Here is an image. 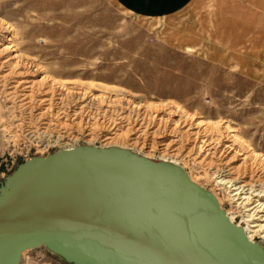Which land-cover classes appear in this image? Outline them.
I'll return each mask as SVG.
<instances>
[{"label": "rangeland", "instance_id": "374dc122", "mask_svg": "<svg viewBox=\"0 0 264 264\" xmlns=\"http://www.w3.org/2000/svg\"><path fill=\"white\" fill-rule=\"evenodd\" d=\"M203 2L147 18L115 0H0V188L26 161L122 146L175 164L264 251V49L220 41L225 8ZM19 264L73 263L42 245Z\"/></svg>", "mask_w": 264, "mask_h": 264}, {"label": "water", "instance_id": "95a60500", "mask_svg": "<svg viewBox=\"0 0 264 264\" xmlns=\"http://www.w3.org/2000/svg\"><path fill=\"white\" fill-rule=\"evenodd\" d=\"M0 188V264L46 246L73 264H264L218 199L173 163L76 145Z\"/></svg>", "mask_w": 264, "mask_h": 264}, {"label": "crops", "instance_id": "0c3cea01", "mask_svg": "<svg viewBox=\"0 0 264 264\" xmlns=\"http://www.w3.org/2000/svg\"><path fill=\"white\" fill-rule=\"evenodd\" d=\"M132 14L147 18H160L181 11L193 0H115ZM204 7L203 0H195ZM222 9L214 27L219 28L214 36L237 49H264V0H215ZM228 14L226 17L225 14ZM219 14V15H220ZM221 27L226 33H221Z\"/></svg>", "mask_w": 264, "mask_h": 264}, {"label": "bare ground", "instance_id": "6f19581e", "mask_svg": "<svg viewBox=\"0 0 264 264\" xmlns=\"http://www.w3.org/2000/svg\"><path fill=\"white\" fill-rule=\"evenodd\" d=\"M113 146H116V145H113ZM231 165V164H230ZM230 183V182H229ZM233 183V182H232ZM242 188V187H241ZM259 202V201H258ZM264 203L261 204V206H259L256 211H255V214L258 215V219H262L264 217ZM255 210V209H254ZM253 214V213H252ZM262 214V215H261ZM260 215V216H259ZM260 227V226H259ZM259 229V228H258ZM260 230V229H259ZM248 237V236H247ZM249 238V237H248ZM250 239V238H249ZM251 240V239H250ZM252 241V240H251Z\"/></svg>", "mask_w": 264, "mask_h": 264}]
</instances>
